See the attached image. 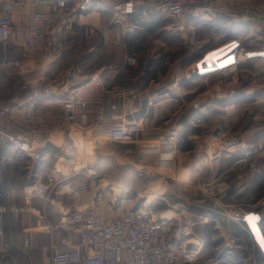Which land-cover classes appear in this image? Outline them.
I'll return each mask as SVG.
<instances>
[{
    "label": "crops",
    "instance_id": "obj_1",
    "mask_svg": "<svg viewBox=\"0 0 264 264\" xmlns=\"http://www.w3.org/2000/svg\"><path fill=\"white\" fill-rule=\"evenodd\" d=\"M33 1L23 0L14 13L17 27L9 41L16 43L23 39V47L25 22L33 9ZM258 1L264 4V0ZM94 9L75 14L67 43L71 33H108L107 19L115 24L112 29L115 26L120 29L119 19ZM158 18L159 14L150 12L135 13L125 19L129 23L125 29L133 31ZM237 26L244 28V32L232 33L229 40L212 49L215 56L206 57L220 61L223 68L216 71H205L203 67L202 72L197 66L191 73V65H180L167 73V80H162L154 64L143 70L135 66L137 52H130L134 54V61L128 58L121 69L110 65L99 67L95 73L100 72L112 82L136 90L131 117L140 126L136 131L140 136L136 137L134 132L123 141L93 138L96 153L88 157L89 161L85 160L87 169L83 171H76L68 164L78 145L71 141L73 131L59 122V98L44 96L41 82L31 79L25 94L9 100L0 98L12 102L15 109L32 105L47 119V131L36 136L42 150L39 161H32L11 145L0 143V204L29 207L25 211L0 213V223L4 226L0 249L5 247L11 254L4 257V264H15L14 252L18 254V264H29L30 257L23 250L29 251L34 264H50L52 242L78 240L81 235V228L68 220V213L86 210L93 199L97 201V211L112 216L134 208L124 211L128 200L136 205L141 201V205L144 195L139 194L136 185L140 184L141 175L156 172L159 152L167 149L161 143L162 136L173 127L180 129L170 148L177 161L175 179H167L171 186L168 197L173 202L158 216L165 238L198 247L205 257L220 256L222 264H264V60L251 59L232 66L239 48H255L262 43V37L256 25L243 22ZM65 55V48L50 53L43 71L30 69L31 73L41 72L45 78L52 79L72 62L86 73L84 63L77 58L62 64ZM218 76L223 78L215 79ZM226 79H233L228 90L222 88ZM147 98L154 99V103L147 105ZM225 132L240 135L243 140L240 151L233 154L214 151V142ZM80 142L88 146L86 138H80ZM241 158L244 159L240 161ZM250 163L256 165L255 170L250 169ZM105 172L111 178L98 185L96 175ZM49 174L68 182L71 191H54L43 199L37 197L32 192L34 180ZM116 183L123 189L117 190ZM223 185L227 187L225 191L219 189ZM135 191V199L130 198ZM246 208L253 209L254 213L240 219ZM169 213L175 216L169 217ZM198 223L200 232H194ZM166 226L181 232L167 237Z\"/></svg>",
    "mask_w": 264,
    "mask_h": 264
},
{
    "label": "built area",
    "instance_id": "obj_2",
    "mask_svg": "<svg viewBox=\"0 0 264 264\" xmlns=\"http://www.w3.org/2000/svg\"><path fill=\"white\" fill-rule=\"evenodd\" d=\"M22 2L0 0L1 44L8 43L14 32V13ZM107 2L113 4V17L119 21L135 14L145 2L161 14L182 20L193 16L201 20L228 17L235 21H247L258 27L262 43L255 48H239L232 66L237 67L251 59L264 60V5L255 0H35L25 22L26 57L40 62L47 59L50 53L63 50L75 14L89 13L96 5ZM219 62L208 57L199 68L203 72V67L212 66L211 72L216 71L223 68ZM232 85L233 79H226L222 88L228 90ZM42 93L46 97L59 98L61 126L81 132L86 142L88 136L123 141L140 128L131 117L136 90L114 83L100 72L86 74L77 65H71L45 82ZM146 103L152 105L154 99L147 98ZM46 131L47 119L39 109L32 105L15 109L12 102L0 100V143L11 145L32 161H39L42 150L36 136ZM179 134L180 129L173 127L162 136L161 143L167 149L159 152L160 168L176 167V156L170 148ZM83 147L86 149L85 145ZM242 147L243 140L235 132L222 133L214 142L216 153L233 154ZM249 167L256 169L254 163H250ZM84 168L85 163H82L75 170ZM219 189L225 191L227 187L223 185ZM54 191L70 192L71 185L52 174L45 178L36 177L33 182L32 192L40 199ZM151 205L152 201L146 197L141 205L112 216L97 211V201L93 199L86 210L68 213V220L81 228V235L78 240L52 242L50 264H222L220 256L205 257L198 247H190L185 241L166 239L162 223ZM28 209L27 206L0 204V213ZM253 213L251 208L243 209L240 219ZM3 232L4 226L0 223V234ZM23 251L30 257L29 264H34L29 251ZM0 252V264H4V257L11 254L5 247ZM12 258L18 264L17 252L12 254Z\"/></svg>",
    "mask_w": 264,
    "mask_h": 264
},
{
    "label": "rangeland",
    "instance_id": "obj_3",
    "mask_svg": "<svg viewBox=\"0 0 264 264\" xmlns=\"http://www.w3.org/2000/svg\"><path fill=\"white\" fill-rule=\"evenodd\" d=\"M255 1L259 2L258 0ZM112 6L101 7V5H98L94 10H100L102 13L113 17ZM154 12L156 13V11ZM154 12L152 14L156 15ZM157 14H159L158 19L147 22L144 25L141 24L142 27L139 29L134 28L133 31L125 29L129 24L125 19L117 22L120 29L115 26V30L112 29L114 28L112 25L115 24L107 19L105 26L109 28L108 33H71V39L65 46L66 55L61 63L66 64V61L71 62L77 58L78 61L81 60L84 63L85 69H87L85 72L89 74L95 73L99 67L104 65L121 69L128 62V58L134 61V54L130 53V50L133 46L135 48L139 46L141 51L136 53L137 64L135 66L143 70L154 64L157 67V71H160L162 80H167L169 78L167 73L176 66H202L208 55L215 56L212 53V49L215 46L229 40L232 33L244 32V28L238 27L237 24L247 22L244 20L235 21L228 17L201 20L197 17L187 16L182 20L158 12ZM129 31L131 33H128ZM22 41L23 39H19L16 43L9 41L10 43L8 42L5 45L0 43L1 99L9 100L12 96L25 94V87H29L28 81L31 79L38 80L42 85L53 79L45 78L41 72L31 73L30 69L40 68L41 70L45 65L46 59L38 62L26 57L25 48L23 47L24 42ZM131 41H135L133 45L128 44ZM71 65L77 64L72 62L66 66L69 67ZM221 78L223 76L215 77L217 80ZM59 122L61 123V118ZM74 132H72L71 141L73 145L76 144L78 146H74L76 150L72 155L73 159L68 164H72L74 169H78L79 165L86 163L85 160L89 161L88 157L96 153V141L88 136V146L85 149L80 142V138H84L82 133ZM85 150H87V154H85ZM84 169H87V167ZM175 172L176 169H162L157 164L156 172L141 175V182L138 186L136 185L137 189H139V194L144 195L141 199L148 197V201L154 203L151 206L153 207L154 205L153 208L158 216L163 210L172 206L169 204L173 202V199L168 197L171 189L170 184L168 185V180L172 179L174 181ZM108 177L111 178L109 172L96 175L98 185L101 184L100 181L105 184L108 181ZM104 184H102L103 187L106 186ZM106 188L108 190L109 186ZM115 188L117 187L115 186ZM165 189V192H160V190L164 191ZM136 194L137 192L135 191L129 197L135 199L134 196ZM188 200L194 201L192 198ZM139 203L136 205L133 200H128L124 211L130 207H137ZM190 218L192 219V216ZM195 219H199V217L196 216ZM176 226L178 227V225ZM200 227V223L196 224L197 230L194 232H200ZM173 228L176 227L171 229H168L167 226L165 227L167 237L177 233L180 234L181 231Z\"/></svg>",
    "mask_w": 264,
    "mask_h": 264
},
{
    "label": "trees",
    "instance_id": "obj_4",
    "mask_svg": "<svg viewBox=\"0 0 264 264\" xmlns=\"http://www.w3.org/2000/svg\"><path fill=\"white\" fill-rule=\"evenodd\" d=\"M146 4V5H145ZM150 6H151V9H150ZM154 11H156V13L154 12ZM145 12H150V13H155V14H157V12L158 13H160L158 10H156L155 9V7L153 6V5H151L150 3H148V2H145L144 3V5H142V6H140L138 9H137V11H136V13L138 14V13H145ZM133 42H135V41H131L130 43H128V44H132L133 45ZM141 48L138 46V47H132V49L130 50V52H140L141 50H140ZM151 66V65H150Z\"/></svg>",
    "mask_w": 264,
    "mask_h": 264
},
{
    "label": "bare ground",
    "instance_id": "obj_5",
    "mask_svg": "<svg viewBox=\"0 0 264 264\" xmlns=\"http://www.w3.org/2000/svg\"><path fill=\"white\" fill-rule=\"evenodd\" d=\"M212 69H213L212 66H207V67L205 68V71H210V70H212ZM96 133H99V132H96ZM115 186L117 187V188H116L117 190H119V189H123V187L120 186L118 183H116ZM171 213H172V211H171ZM171 213H169V215H170ZM174 216H175V214H172V216L170 215L169 217H174ZM172 219H173V218H172Z\"/></svg>",
    "mask_w": 264,
    "mask_h": 264
},
{
    "label": "water",
    "instance_id": "obj_6",
    "mask_svg": "<svg viewBox=\"0 0 264 264\" xmlns=\"http://www.w3.org/2000/svg\"><path fill=\"white\" fill-rule=\"evenodd\" d=\"M195 71H196V68H194V67L190 69V72L191 73H193ZM134 134H135L136 137H139L140 136V133H138V132H135ZM131 146L133 147L134 145H131Z\"/></svg>",
    "mask_w": 264,
    "mask_h": 264
}]
</instances>
